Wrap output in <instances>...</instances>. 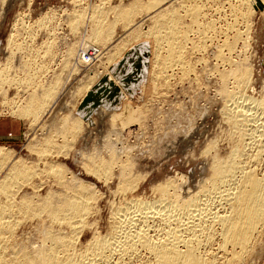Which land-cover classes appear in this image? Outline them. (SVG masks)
I'll return each mask as SVG.
<instances>
[{"label": "rangeland", "instance_id": "374dc122", "mask_svg": "<svg viewBox=\"0 0 264 264\" xmlns=\"http://www.w3.org/2000/svg\"><path fill=\"white\" fill-rule=\"evenodd\" d=\"M239 1L0 0V75H2L0 78L3 80V77H5V81H0V146L13 151L14 157L22 160L21 165H26L30 168L29 171L34 172L32 173L34 176H31V172H28L30 175L20 177V181H17L19 180L17 178L15 183L17 189L14 187L15 197L20 198L22 194L27 192L34 193L37 191V194L44 196L48 190L63 191L65 186L61 183L62 181L58 182L60 178L62 179L60 176H64L62 180H70L68 183L71 182L72 184H76V181L72 182L74 179L71 177L74 175L78 176V179L81 178L94 183L96 186L95 194L99 192L98 198L93 196L95 195L94 191L91 192L93 199L96 198L94 199L96 201L93 200V205L98 209L93 206L92 213L90 212L92 215H89L88 219L91 223L98 219L92 225L99 226V229L105 232L109 226L107 224L110 223L109 215L113 211L111 208H114L125 198L135 195L152 199V196H156L154 187L160 181L162 183L168 178L174 179L176 184L180 182V184H177L178 187L180 185V188L185 187L192 190L201 185L203 183L202 180L212 174V169H209L211 168L214 154L220 157L227 156L230 153L231 146H234L238 141V134L232 128L231 122L228 119L225 120L226 114L224 112L226 111L227 99H225L226 96L224 94L226 93L223 90H232L234 84L232 77L223 78L224 73L226 75L227 70L234 69L240 64L249 68L252 75H250L251 80L249 79L246 88L243 89L246 92L245 94L256 98L264 96V6L261 3H257L251 10H247L248 14L244 18L240 17V12L243 9L245 10L246 7H241ZM132 3H136L137 8ZM126 6L130 8V11H128L129 8ZM192 6L193 8L197 6L201 12V15L199 14L197 16L199 18L196 17L195 21L192 19L193 17H189L190 13H188V11L191 12ZM186 7L190 9L188 10ZM124 8L129 13L124 11ZM117 11H120V13L122 11V13L120 14ZM171 11H176V13L180 11L179 14L183 15V25L189 28L185 49L187 50L185 51V64H177L174 67L171 65L164 74L161 73L162 75L159 74L162 66L157 65L160 68H153V71H155H152V73H154L156 78H153L150 81L151 83H149L150 86H153L151 88V90L153 89L152 91L148 90L147 87H150L148 83H143L142 80L139 81L140 77L137 83L132 82L131 85H128L131 80L127 84L122 83L126 89L125 92L128 89L130 90L125 93L127 94L126 97L135 101L132 111L134 110L136 113L133 112L132 119H129L130 114L122 115L124 119L121 116H118L119 119L115 117L120 111V106L118 104L114 105L110 99L104 98L102 104L89 116L86 115L87 110L83 108L80 111L83 114V120L78 124L74 123V121L72 122L73 115L71 113L73 107L76 108L78 106L81 108L80 106L88 93L104 78L102 75L106 73V69L104 70L106 67L104 66H108L109 62L107 61H109L110 56L112 54L115 55V52L117 53L116 47L126 45V43L131 41V37L137 33H148L150 31L149 28L154 23L156 24L165 13L169 15ZM235 12L238 14H235ZM77 14L79 15L78 17L75 16ZM80 15L82 16L80 17ZM100 21H102V24ZM103 21L105 24H103ZM190 21L192 22L191 24ZM74 24H77L78 27L77 25L75 27ZM96 24L102 26L99 27ZM107 27H110V29L108 30ZM97 29H103V37L105 36V39L96 41L99 48L98 45L96 46L97 48L94 47L98 54L101 53L100 56L98 58L95 57V60H93V57L84 52L82 59L85 64L78 65V73L76 71L69 74L70 72L68 71L74 66L73 60L79 51L87 50L90 48L89 44L93 41L95 42ZM238 32L241 39L235 38V33ZM231 39L236 42L234 47H232L233 49L225 45L228 42H232ZM9 44L11 46L14 45L15 48L17 47L16 50L13 47L11 51ZM72 50L73 52H71ZM67 51L72 54L68 55ZM164 51H161L162 55L166 54ZM118 52L117 56L121 55L120 51ZM137 56L138 54H135V56L132 55V58H130V65L128 64L127 67V69L130 67V70L128 69L127 71L128 76L135 77V75H139L141 62L140 57ZM25 62L29 65H26ZM102 62H105V65ZM23 65L25 71H22ZM25 65L29 68L26 69ZM39 70L42 71L40 74H38ZM44 70L48 73H44ZM90 71L92 73L96 71L100 75L98 74L96 78L91 80L88 77V75H92ZM28 72L30 73L28 74ZM42 73H44V77ZM33 74H35V78ZM57 75H61V78L52 89L53 97L49 96L51 100L48 97L49 101L46 100L48 103L46 101L43 102L45 107L47 106L44 103L49 105L56 103L51 113L45 112L43 114L42 112L39 116H36L32 112L31 114L29 113L30 115L27 114V117L16 110L18 107L20 111L19 107H23V104L26 103L24 101L32 96L41 98L44 92L43 88L51 84V82L53 83L54 80L56 81L55 77ZM37 77L39 79H36ZM6 79H8V82H6ZM14 81L18 83H13ZM19 83H21V86H19ZM34 83L36 84L34 85ZM120 94L118 98L121 96ZM9 100H11L10 103ZM49 102L52 103L50 104ZM225 102L226 104H224ZM15 105L18 106L16 107ZM43 105H41L42 108ZM14 111L17 112L14 113ZM65 120H68L66 124ZM209 145L212 147H209ZM208 147L212 151L209 150L208 152ZM252 149L254 150L255 146L250 148L249 151ZM213 150H216V153ZM92 153L93 155H91ZM116 154L120 155L122 159ZM87 155L88 158H86ZM113 155L115 158H113ZM89 156L93 157V161L96 160L94 161L96 166L93 162L90 163L92 157L90 159ZM101 156L104 157L102 161L105 159V162L109 160L112 163V160H114L113 162L117 160L115 162L116 165L112 163V169L110 166L108 168L105 165L98 166L97 160H101ZM88 161H90V164ZM206 161L207 163H204ZM121 162H126V164L119 166L122 164ZM260 162L257 164V168L260 170L258 169L257 171L262 174L264 162ZM107 163L109 164V162ZM127 163L131 164L133 178H136L137 182V185L133 186L132 191H130L131 189L124 191V183L126 182H122V185L119 182L122 177L117 176L118 174L120 175L121 171L118 168L126 167L125 169H127V165H129ZM52 165L62 166V169L59 167L62 172L59 173L60 171H58L57 173L56 171L59 168L56 169ZM85 165H88V167ZM51 166L56 169L55 172L53 168V170L50 168ZM91 166L96 169L93 170ZM128 168L130 169L131 167L128 166ZM101 169L104 170L102 171ZM43 170L45 171L43 172ZM129 171L131 172V169ZM94 172L99 176H95L94 174L96 173ZM125 172L127 173V170ZM117 177L121 178L118 180ZM180 178L183 179L180 180ZM187 179L190 180H188V184L186 183ZM23 180H25V183ZM135 180L134 183L136 184ZM181 181L183 185H181ZM157 182L158 184L156 185ZM19 183L22 185H18ZM193 183L194 185H191ZM116 186L122 188L124 193L121 189L118 191ZM2 200H4V195L0 194V201ZM94 209L99 211L96 210L97 212H95L93 211ZM27 214L18 215L19 219L22 220L23 218L24 221L21 222V220L17 219L11 224L12 232H9V234L14 232L15 238L12 235L13 239H18L16 236H19V239L20 236H22L21 239L25 238L28 235L27 232L37 222L35 220L37 216L32 217V215H29L30 213ZM86 228L83 230L80 239L82 242L86 241L92 234V229L89 226ZM262 231L259 233L261 235H257L255 238L256 241L252 242L253 248H250L252 250L247 253L248 256L245 254L244 258L246 260H242L240 264H264V229ZM24 233L27 234L25 235ZM21 234H24L25 237ZM214 247L216 246L214 245Z\"/></svg>", "mask_w": 264, "mask_h": 264}, {"label": "bare ground", "instance_id": "6f19581e", "mask_svg": "<svg viewBox=\"0 0 264 264\" xmlns=\"http://www.w3.org/2000/svg\"><path fill=\"white\" fill-rule=\"evenodd\" d=\"M239 2L241 7L242 6L246 7L245 10L244 9L242 11L240 10L241 11L240 17L242 16L244 18L248 14L249 9L251 10V8L257 4L256 0H240ZM262 5L264 6V4ZM193 6L191 12L188 11V13H190L189 17H193L192 19H194L195 21L196 17L199 16L201 12L197 6H195V8H193ZM188 7L186 8L189 10L190 8ZM199 7L202 8L201 6ZM125 8L124 11H126ZM128 11H130V8L128 9ZM128 11L126 12L129 13ZM114 12L116 13L115 10ZM117 12L120 13V11ZM179 13L178 11L177 13L176 11L173 12L171 11L169 15H166L165 13V15L161 17L160 20L157 17L159 21L158 22L156 21L157 23L156 24L154 23L152 27L149 28L150 31L149 32L147 31L148 33L145 34L137 33L136 35L131 37L132 38L131 41L126 43V45L124 44L125 46L123 45L122 47L120 46L118 48L116 47L117 53H119L118 51H120L121 55L117 56V53L115 52V55L112 54L110 56L109 61H107L109 62L108 66L107 65L104 66L106 67L104 68V70L106 69L105 70L106 73L103 70V72L105 73L102 74L104 77L103 79L104 80L106 79L108 83L111 82L114 83V85L119 86L121 92L118 93V96L120 93L121 96L119 97L120 99L118 98V96L117 97L105 96L103 97V100L99 105L102 104L104 98L110 99L112 104L114 105L118 104V106H120V111H118V114L115 117L118 118V116H121V118H123L124 116L122 117V115L130 114L129 119H132L133 117L131 116L134 115L133 114L134 110L132 111V107L133 105H135L134 104L135 101H133V99L131 98L126 97L127 94L125 93L127 91H130L128 89L129 86L126 87L128 90L125 92L126 89L122 84L123 82H121V77L127 74L128 69L130 70V67L128 69L127 67L128 64L130 63V58H132V55L135 56V54H138L137 57H140L141 69L139 75L137 76L135 75V77L131 78V81L129 83L130 85L132 82L137 83L140 77L139 81L142 80L143 83L146 82L148 83V86H150L149 85V83H151L150 81H152L153 78H156L154 77V73H152V71L153 68L159 67L157 65L162 66L161 72L159 74L161 73L164 74L167 71V68H169L171 65L174 67L177 64L179 65L185 64V51H187L185 49H186V42L188 40L189 28H186V26L183 25V20H182L183 15L181 16V14ZM236 13L237 12H235V14ZM78 14L75 16L78 17L79 16ZM186 15L188 16L187 12ZM81 16L82 15H80V17ZM191 21L190 24L192 23ZM100 23L102 24V21H100ZM97 24H99V22H97ZM103 24H105L104 21ZM75 25L77 24H74V26ZM101 26L102 25H100L99 27ZM109 29L110 27L108 28V30ZM102 30L99 29L97 31V37L95 35L96 33L94 34L96 37L95 42L94 41L91 42V40H89V42L92 43V48L90 43L89 44L90 48H88L87 50L85 49L79 51V53L76 55V58L73 60L74 66L72 64L71 65L73 67L70 66L71 68L68 71L70 72L69 74H72L73 72L76 71L78 73L79 71L78 65L85 64V61H83L82 59V54L84 52H87L91 57H93V60H95L94 59L95 57L98 58L100 56L101 53L98 54V52L95 49L97 48L96 46L98 45L96 41H100L105 37V36L103 37L104 34ZM235 34H236L235 35L236 39L240 38L239 32ZM233 41L228 42L226 44L224 42V44L231 49L232 47H234V43H236L235 41L234 42ZM9 45L11 46V44ZM46 46L48 45L46 44ZM13 47L14 45H12L10 49ZM16 48L14 47L13 49L16 50ZM162 50H165L164 52H166V54L162 55L161 54ZM71 52H73V50ZM220 53L218 54L220 55ZM71 54L72 53L69 54L68 52V55ZM69 58L71 57L69 56ZM102 63L104 64L105 62ZM26 65L29 64L27 63ZM26 65L25 68L26 69L29 68L28 66L26 67ZM187 65L189 66V64ZM159 68L158 70L160 71ZM22 71H25L24 65ZM39 71L38 74L42 72ZM96 71H93V73L92 71H90L92 75H88V77L91 80L93 78H96V76H98L99 73L97 74ZM250 71L249 68L241 66L240 64V66L237 65V67L234 69L231 68V70L229 71L227 70L228 74L226 73L225 75L224 73L223 78L228 76L232 77L234 88L230 91L224 89L223 91L226 94H224V92L222 91L223 94L226 96L225 99H227L226 111L223 112L226 114L225 120L228 119V121L231 122L230 124L233 126L232 128L235 129V132L238 134L237 137L238 141L236 140L237 143L234 142L235 143L234 146H231L230 153L227 156L225 157L221 156L222 157L221 158L220 156L214 154L213 161L211 163V168L210 167H209L210 169L208 168L209 170L212 169V174L210 176H207L206 179L204 178L202 180L203 183L197 186L196 189H192V190L190 188L186 189L185 187L180 188V185L179 187L177 186V184L178 183L180 184V182L176 184L174 179L168 178L165 179L162 183H160L161 181L160 182L158 181L159 184L157 182L156 185L157 184L158 185L155 187L153 186L156 191V196L155 197L152 196L153 197L152 199H147L144 197L142 198V196H135V195L128 198H125L126 195H124L125 197L122 196L125 199L123 201L120 200L121 202L119 204L116 202V204L118 205L115 204L116 206L114 208H111L113 209V211L112 213L110 212L111 213V215H109L110 223L107 224L109 226L105 232L100 230L99 226L97 227L96 225H92L94 221L91 223L90 220L88 219L89 215H92L90 214V212L94 206L93 202L96 201L94 200L96 198L93 199L91 195V192L93 191L94 194L96 193L95 192L96 186L94 183L85 181L80 177H79L80 179H78V176L74 175L71 178L74 179L72 182L76 181V184L75 183L72 184L71 182L70 184L68 183V181L70 180L68 181L62 180L64 176H60L62 177V179L60 178L58 182L62 181L61 183H63V185L65 186L63 191L48 190V192L45 194L46 196L45 195L41 196L37 194V191L34 193L29 192L31 194H29L28 192L26 193L24 191L26 194H22L20 198H17L15 197L16 195L14 192V189L16 188L15 183L17 178L19 179L22 176L30 175V173L28 172H31V176H32L33 175L32 173L34 172L29 171L30 168L27 167L26 165H21L22 160L17 157H14L13 151L8 150L4 146H0V165H1L0 194L4 195V200L0 201V264H240L241 261L245 259L244 258L245 254L247 255V253L250 250H252L250 249L252 247L251 244H253L252 242L255 240L257 235H261L259 233L263 232L262 230L264 229V170L261 169L263 170L262 172L260 171L262 174H259L257 171L259 169L257 168V164H259L258 162L260 161L264 162V96H262L261 98H256V97H252V95L248 96L247 94H245L246 92L243 89L246 88V85L250 79V75H252L251 74L252 72L250 73ZM29 73L30 72H28V74ZM44 73H48V72L45 71ZM44 73H42V76L44 75ZM34 75L35 74H33V76ZM1 76L2 75H0V77ZM57 76L55 77L56 81L54 80L53 83L51 82V84H49L48 86L47 85L46 87L44 86L45 88H43L44 92L41 95V98L39 97L36 98L33 96L29 98L28 96L29 99L24 101L26 103L23 104V107H19L20 111L17 107L19 104L17 106L15 105L17 107L16 110H18L19 113L25 114V116H27V114L29 113L31 114L32 112H34L36 116L37 115L39 116V114L42 112L43 114L45 112L51 113L56 103L51 104L52 102L51 103L49 102L51 105L44 103L47 106L45 107L43 105V102H45L46 100L49 101V98L51 96L53 97L52 89L53 87H55V84H57V82L61 78V75L60 76L57 75ZM4 78L5 77H3V80L2 78H0V81L2 82L5 81ZM36 79H39V77H37ZM7 80L8 79H6V82H8ZM15 81L13 83L17 84L18 82ZM100 82L95 87L100 85L101 84ZM16 84L14 85L16 86ZM35 84L36 83H34V85ZM19 86H21V83H19ZM152 87L153 86L147 88L148 90H151ZM12 99L14 100V98ZM52 99L54 100V98ZM11 100H9V103ZM20 100L23 102L22 99ZM84 100L80 106L81 108H79L77 105L76 108L72 106L73 109L71 114L73 115L72 122L74 121V123L78 124L83 120V114L82 112H80L81 110H83V108L87 110L86 115L89 116L95 109L99 107V105L97 107H93L92 102L88 104L85 103L86 104L85 105ZM224 104H226V102ZM41 105H43V108L41 107ZM15 112L17 111H14V113ZM67 122L68 120H65V124ZM210 145L209 147H212ZM254 146L255 149L249 151L250 148H253ZM209 147L207 148L208 152L209 150H211ZM213 151H215L216 153V150ZM91 155H93V153ZM117 156L121 158L120 155ZM91 157L89 156L90 159ZM86 158H88V155ZM97 158L99 157L97 156ZM102 158L104 157L101 156L100 157L101 160L98 159L100 163L97 160V162L99 163V164L97 163L98 166L105 165L107 168L109 166L111 168L112 163L114 164L117 161L115 160V162H113L114 160H112L111 161L112 163H110V161L108 160L107 161L109 162L108 164L107 162L104 161L105 159L102 161ZM109 158L113 159L115 158V156L113 155V158L112 157ZM94 161L92 157V161L91 162L88 161V163L93 162V164L96 166L95 164L96 162ZM204 163H207V161ZM123 164L125 165L126 162L120 164L119 166ZM127 164H129L127 165V169H125L126 167L118 168L121 170V171L119 170L120 175L119 174L116 175L122 177V178L117 177L118 180L121 178L119 180L121 184L122 182H126L124 183L123 190L129 191V189H131L130 191H132L133 186L137 185V182L135 180L136 178L135 179L133 178V170H132V166H130L131 164L130 163ZM36 166L38 167V165ZM52 166L55 167L56 169L60 167L59 165L58 166L52 165ZM52 166L50 167L51 169L53 168ZM85 166L88 167V165ZM128 166L131 167L130 169L132 175L131 172L129 171L130 169L128 168ZM87 167L85 168L87 169ZM60 168L56 171L57 173L58 171H60L59 173L62 172L61 169L63 167L61 169ZM56 169H54L53 171L55 172ZM94 169L96 168H93V170ZM101 170L103 171L104 169ZM125 170H127V173L125 172ZM44 171L45 170H43V172ZM100 173L102 172L100 171ZM96 174L94 175L99 176L98 174L97 175ZM181 179L183 178H180V180ZM20 180L21 179L17 181ZM134 180L136 184L134 183ZM188 180L189 179H187V182L184 180V182L188 184L189 183ZM24 181L25 180H23V182ZM18 185H20V183ZM181 185H183V183ZM191 185H194V183ZM117 188L118 186H116V189ZM120 189L122 191V188H118L117 190L119 191ZM98 193L93 196L97 197ZM97 209H94L93 211L95 212L99 211ZM24 213H26V215H28L27 213H30L29 215H32V217L37 216V219H35L37 220V222H35L34 226L32 227L30 226L31 230L27 232L28 235H26L27 233L26 234L24 233L26 237L24 234H21L24 235L25 238L21 239L22 236H20L19 239V236L18 237L16 236V238L18 239H13L15 238L14 232L9 234V232H12L11 224L14 223L13 221L19 219L18 216L19 214L22 215ZM25 219L27 220L26 217ZM22 221H24L23 218L21 222ZM95 222L93 224H95ZM87 226H89L92 229L91 231L92 234L86 241L82 242L80 241V239L82 237L83 230ZM12 235L14 236L13 238ZM214 245L216 247H214Z\"/></svg>", "mask_w": 264, "mask_h": 264}, {"label": "water", "instance_id": "95a60500", "mask_svg": "<svg viewBox=\"0 0 264 264\" xmlns=\"http://www.w3.org/2000/svg\"><path fill=\"white\" fill-rule=\"evenodd\" d=\"M123 72V71H122ZM129 74L123 75L121 77V81L123 83H128L132 76H128ZM101 84L95 87L92 91L88 93L84 100V104H88L92 102L93 107H97L101 101L103 100V97L108 96V97H113V96H118V93L120 92L119 86L114 85V83H107L106 79H102ZM129 84V83H128ZM85 104V105H86Z\"/></svg>", "mask_w": 264, "mask_h": 264}, {"label": "snow or ice", "instance_id": "6c2138e0", "mask_svg": "<svg viewBox=\"0 0 264 264\" xmlns=\"http://www.w3.org/2000/svg\"><path fill=\"white\" fill-rule=\"evenodd\" d=\"M257 3L264 4V0H257Z\"/></svg>", "mask_w": 264, "mask_h": 264}]
</instances>
